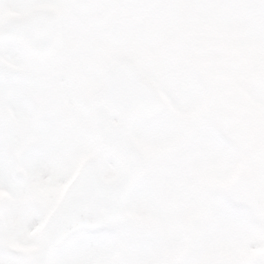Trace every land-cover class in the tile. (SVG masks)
I'll use <instances>...</instances> for the list:
<instances>
[{"label":"snow or ice","instance_id":"6c2138e0","mask_svg":"<svg viewBox=\"0 0 264 264\" xmlns=\"http://www.w3.org/2000/svg\"><path fill=\"white\" fill-rule=\"evenodd\" d=\"M0 264H264V0H0Z\"/></svg>","mask_w":264,"mask_h":264}]
</instances>
